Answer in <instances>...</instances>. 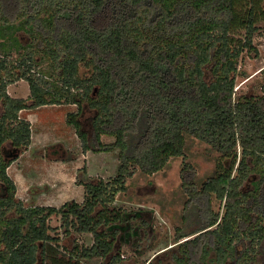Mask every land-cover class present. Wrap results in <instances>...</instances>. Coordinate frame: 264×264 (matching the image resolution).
<instances>
[{
    "label": "trees",
    "instance_id": "1",
    "mask_svg": "<svg viewBox=\"0 0 264 264\" xmlns=\"http://www.w3.org/2000/svg\"><path fill=\"white\" fill-rule=\"evenodd\" d=\"M261 21L264 0H0L2 43L26 49L25 62L38 55L37 62L46 61L67 85V93L59 94L41 87L40 74L23 71L19 76L31 87L28 102L9 95L8 81L0 77V264H35L39 256L41 264L108 258L119 230L129 227L120 222L131 214L111 208L116 194L126 190L137 169L153 174L172 157L184 156L187 136L233 160L199 185L190 164H184L185 211L190 213L194 202L204 219L201 227L178 234L177 242L197 235L179 242L176 264H226L230 257L232 264L242 257L246 264H264V174L255 193L242 189L250 172L248 155L264 157V86L258 96L236 98L231 75L243 48L255 50L253 36ZM16 30L30 40L22 43ZM238 30L244 41L235 43L232 33ZM192 60H197L195 76L187 72ZM207 63L216 74L211 84L203 78ZM80 66L91 72L89 77L79 75ZM95 86L97 96L92 95ZM63 96L65 103L82 109L86 101L97 110L91 131L83 130L72 114L69 122L85 151L118 149L116 175L81 182L82 202L26 205L16 198L17 184L7 172L11 159L3 152L8 148L14 157L31 144L32 125L23 110L59 104ZM103 136L112 141L103 142ZM212 196L224 202L223 214L211 207ZM52 216L60 217L67 233H91L93 243L76 244L69 254L59 255ZM134 216L138 219L139 212ZM183 218L190 219L188 214ZM121 262L118 251L103 264Z\"/></svg>",
    "mask_w": 264,
    "mask_h": 264
},
{
    "label": "rangeland",
    "instance_id": "2",
    "mask_svg": "<svg viewBox=\"0 0 264 264\" xmlns=\"http://www.w3.org/2000/svg\"><path fill=\"white\" fill-rule=\"evenodd\" d=\"M259 29L253 36V46L248 50L243 48L235 59L236 70L231 73L234 77V96H258L264 86V21L258 23ZM16 35L22 43L28 42L29 36L22 30H16ZM7 34H9L7 32ZM213 37L217 34L212 32ZM237 41H244V32L238 30L232 33ZM212 37V38H213ZM5 38L6 37L5 34ZM0 37V77L8 81L7 93L13 97L26 98L31 102V87L27 79L19 75L29 70L33 77H43L41 87L58 91L65 95L66 82L59 77L46 61L37 62L39 56L34 54V59L25 62L27 51L18 45V51L13 49V44L3 42ZM219 43L218 40H216ZM234 43H231L233 46ZM28 52V51H27ZM201 50L197 49V53ZM21 53V54H20ZM197 60L187 63V72L195 76ZM203 78L208 84L216 80L212 63L204 65ZM91 72L80 66L79 75L89 77ZM39 77V76H38ZM1 79V78H0ZM77 89V88H72ZM92 95H98V86L92 90ZM65 96L59 104H47L37 108L22 111V116L31 121L32 141L30 146L11 157L8 148L3 155L10 160L7 172L17 184L16 198L26 205H49L60 207L69 201L82 202L86 191L81 182L97 181L102 178L108 180L116 175L119 166L118 149L111 151H93L83 149L74 125L69 122L71 114L81 122L85 131H91L92 121L97 110L91 108L86 101L82 109L77 103H65ZM81 111L79 112V110ZM79 112V114H78ZM76 114V115H75ZM73 117V116H72ZM185 155L172 157L167 166L153 174L143 173L137 169L133 176L127 180L126 190L116 194L115 203L111 205L116 211L130 212L121 225H129L119 230L114 238V249L108 258H95L90 264H103L110 259L112 254L121 253L122 264H176L174 255L177 253L179 242L191 236L178 234L189 233L201 227L202 218L197 204H191L190 213L185 211V204L189 197L182 184V169L189 163L194 171L193 177L199 185L210 177L218 175L224 167L231 165L232 157L222 156L211 146L193 136H187ZM112 138L103 136V142L108 143ZM242 149L238 150V161ZM250 172L242 189L255 193L256 185L264 174V157L257 154L248 155ZM233 174H236V167ZM211 207L215 211L224 212V202L212 196ZM197 203V202H195ZM203 205L202 203H199ZM139 212L138 219L134 218ZM189 215V220L183 218ZM54 227V234L60 237L59 255H66L78 244L90 246L94 237L91 233H67L61 226V219L52 216L50 222ZM247 242V240H245ZM243 244H238L241 250ZM40 250V248L38 247ZM215 256L211 251L209 257ZM35 264H41V256ZM252 257V256H251ZM251 259V258H250ZM103 261V262H102ZM234 258H228L226 264H232ZM247 260L239 258V264H246ZM212 264H217L216 262ZM252 264H262L253 260Z\"/></svg>",
    "mask_w": 264,
    "mask_h": 264
}]
</instances>
